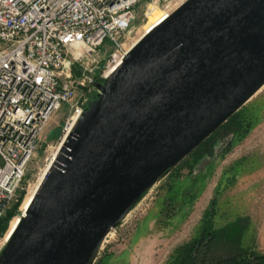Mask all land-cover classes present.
<instances>
[{
    "label": "water",
    "instance_id": "water-1",
    "mask_svg": "<svg viewBox=\"0 0 264 264\" xmlns=\"http://www.w3.org/2000/svg\"><path fill=\"white\" fill-rule=\"evenodd\" d=\"M263 83L264 0H186L96 85L102 100L59 145L0 264H88Z\"/></svg>",
    "mask_w": 264,
    "mask_h": 264
},
{
    "label": "built area",
    "instance_id": "built-area-1",
    "mask_svg": "<svg viewBox=\"0 0 264 264\" xmlns=\"http://www.w3.org/2000/svg\"><path fill=\"white\" fill-rule=\"evenodd\" d=\"M142 1L146 24L151 7L168 16L186 0H0V220L17 205L0 255L30 204L22 211L45 129L65 108L61 144L100 94L96 85L106 83L142 28L134 25Z\"/></svg>",
    "mask_w": 264,
    "mask_h": 264
},
{
    "label": "rangeland",
    "instance_id": "rangeland-1",
    "mask_svg": "<svg viewBox=\"0 0 264 264\" xmlns=\"http://www.w3.org/2000/svg\"><path fill=\"white\" fill-rule=\"evenodd\" d=\"M145 3L136 6V27L143 24ZM148 23L137 31L135 41L151 28ZM101 100L91 95L89 103ZM237 112L243 120L242 131L217 142L211 158L188 157L191 152L183 159L187 163L180 177L171 178L170 172L163 175L109 232L94 263L101 259L103 264H167L175 249L199 235L202 214L212 200L214 229H225L228 242L237 249L264 255L254 247L258 242L264 248V88ZM66 114L61 108L49 122L46 131L51 136L44 132L46 144L29 165L31 184L48 163L45 159L58 148ZM234 252L215 246L210 258L225 259Z\"/></svg>",
    "mask_w": 264,
    "mask_h": 264
},
{
    "label": "trees",
    "instance_id": "trees-1",
    "mask_svg": "<svg viewBox=\"0 0 264 264\" xmlns=\"http://www.w3.org/2000/svg\"><path fill=\"white\" fill-rule=\"evenodd\" d=\"M242 121L240 113L236 112L211 136L192 151L188 157L192 156L195 159L213 157L214 147L217 142L225 141L227 137L239 134L243 129ZM185 162L186 160L181 161L170 171L169 176L171 178L180 177V170H182L184 166L183 163ZM16 207L17 205L1 218L0 234L6 230L8 222L16 211ZM214 214V202L212 200L208 208L202 214V224L199 235L175 249L167 264H264V258H259L260 255L248 250H239L233 246V244H230L225 229L219 231L215 230L213 223ZM215 246L233 248L235 252L225 259L210 258V256H213V254L210 253L215 249ZM94 264L103 263L101 259H97Z\"/></svg>",
    "mask_w": 264,
    "mask_h": 264
},
{
    "label": "bare ground",
    "instance_id": "bare-ground-1",
    "mask_svg": "<svg viewBox=\"0 0 264 264\" xmlns=\"http://www.w3.org/2000/svg\"><path fill=\"white\" fill-rule=\"evenodd\" d=\"M167 12H163L161 11L160 9H157L155 7H151L149 9V14H148V22L150 23L151 27L156 25L165 15H166ZM148 23V24H149ZM146 34H142L138 37V39L134 42H133V45H132V48L145 36ZM131 48V49H132ZM262 88H264V83L256 90V92L254 94H256L258 91H260ZM253 94V95H254ZM252 95V96H253ZM73 128L74 126H70L66 133L64 134L63 137H67L68 135H70L72 132H73ZM60 145V144H59ZM59 145H58V148L56 149V151L54 153H52L50 155V157L48 158V163L44 166V170L41 171L39 174H38V177H37V180H36V183L29 189V193L22 205V211H24L26 209V207L28 206V204L30 203V201L32 200L37 188L39 187L40 183L42 182V180L44 179V176L48 170V168L50 167L51 163H52V160L55 158V156L57 155L58 153V149H59ZM40 175V176H39ZM161 179V177H160ZM159 180V179H158ZM127 215V214H126ZM126 217V216H125ZM124 217V218H125ZM123 218V220H124ZM17 221L14 220V222L12 223L7 235H6V238H8L11 234V232L14 230L15 228V225H16ZM109 234V233H108ZM106 235L102 241V243L100 244V246L92 253V255L90 256L89 260H88V264H93L101 247L103 246V243L105 242L106 238H108L109 235Z\"/></svg>",
    "mask_w": 264,
    "mask_h": 264
},
{
    "label": "crops",
    "instance_id": "crops-1",
    "mask_svg": "<svg viewBox=\"0 0 264 264\" xmlns=\"http://www.w3.org/2000/svg\"><path fill=\"white\" fill-rule=\"evenodd\" d=\"M47 129V128H46ZM46 129H45V136L48 138L49 136H51V133L49 132V130H47L46 131ZM60 138V137H59ZM258 238H256V240H257ZM259 241V240H258ZM254 247H256V250L258 251V252H260L261 254H264V248H262L261 247V244H258V242L256 243V245H255V243H254ZM254 249V248H253ZM255 250V249H254ZM255 250V251H256Z\"/></svg>",
    "mask_w": 264,
    "mask_h": 264
}]
</instances>
